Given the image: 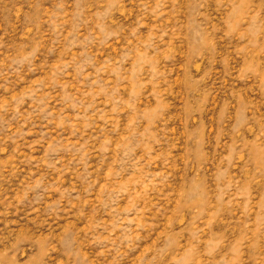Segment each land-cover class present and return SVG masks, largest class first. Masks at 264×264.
I'll list each match as a JSON object with an SVG mask.
<instances>
[{
  "label": "rangeland",
  "instance_id": "obj_1",
  "mask_svg": "<svg viewBox=\"0 0 264 264\" xmlns=\"http://www.w3.org/2000/svg\"><path fill=\"white\" fill-rule=\"evenodd\" d=\"M0 264H264V0H0Z\"/></svg>",
  "mask_w": 264,
  "mask_h": 264
}]
</instances>
